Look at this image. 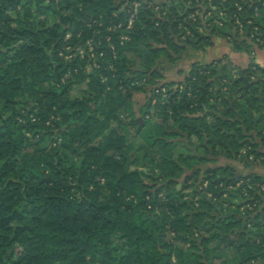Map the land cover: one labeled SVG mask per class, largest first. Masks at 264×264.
I'll return each mask as SVG.
<instances>
[{"label": "trees", "instance_id": "trees-1", "mask_svg": "<svg viewBox=\"0 0 264 264\" xmlns=\"http://www.w3.org/2000/svg\"><path fill=\"white\" fill-rule=\"evenodd\" d=\"M35 1L48 21H31ZM134 1L142 7L127 30ZM212 2L217 11L209 0H0V264H109L115 236L127 244L119 264L264 262V199L254 196V216L214 201L222 187L264 183L257 167H234L246 147L264 156V117L253 118L264 77L227 57L194 63L180 82L161 68L217 38L236 52L264 48V0ZM89 41L102 42L99 67L67 59V47ZM52 134L61 144L48 150Z\"/></svg>", "mask_w": 264, "mask_h": 264}, {"label": "rangeland", "instance_id": "rangeland-1", "mask_svg": "<svg viewBox=\"0 0 264 264\" xmlns=\"http://www.w3.org/2000/svg\"><path fill=\"white\" fill-rule=\"evenodd\" d=\"M212 1L213 0H209V3L211 6H213ZM132 3H134V2H132ZM29 7H31L32 13L36 17V19L33 18L31 21H33V22H38V21L46 22V21H48V18L43 17V16L40 18H37L38 14H37L36 1L34 3H32V5ZM213 8L215 10L216 9L218 10V8L215 6H213ZM191 14L189 16V19L194 20L195 18H193L191 16ZM197 14L201 15V11L197 10L196 16H197ZM223 15L225 16V14H223ZM197 17H199V16H197ZM99 33L100 32L98 31L97 34L99 35ZM108 40H109V38H108ZM101 43L98 44L95 41H89L87 43V47L89 50L88 49L86 50L83 48V49H76V51H74L75 49H73V48H71V46H69L65 50L66 52H68L67 59H71L72 56L73 57L74 56H80L81 58L86 57V59L92 58L93 59L92 63H94V66L99 67V65L96 61L97 60L96 45H101ZM232 52H236V51L232 50ZM236 53H241V55H242L241 60H244V61L240 62V63H242V64H240V66L246 67V68H249L252 66V70L256 72V75L254 76L255 77L254 81H257L258 78L264 77V48L262 50H253L252 49L249 52H236ZM127 54L132 59L134 65H135V68L136 69H142V66H143L142 57L140 55L132 53V52L127 53ZM213 56H218V49L217 48H214L209 53L208 59L210 57H213ZM163 61L166 63L161 65V68L164 69V72H166L165 70L167 67L166 66L167 60L164 59ZM170 65L171 64H169V66ZM175 68H177L175 70L176 71L178 70V74L182 76L184 70H181V68H183V66L180 65V63L178 62V64L175 65ZM236 75L237 74L235 71L234 76H236ZM86 89H87V87H86L85 83L75 84L71 90V97L73 99L82 97L84 95ZM262 91H263V93H262L261 99H260V105H262V106H260V107H263V109H262L261 113H259L256 109L253 111L254 112L253 118H256V119L260 118L261 115H262V117H264V89H262ZM55 132H57V131H55ZM55 139H59L58 143L56 142V144L54 143ZM43 143H44V146L47 147L48 150H50L52 147H58L61 144V139L58 138V135L52 134L51 136H46ZM143 143L144 142L141 138H137L135 141H133V144L136 148H138ZM262 147H264V146H262ZM182 150H183L182 146L179 145L176 149V155H178ZM251 151L252 150L249 147H246L241 151V153L244 157V161L235 162V164H234V167L237 169L238 173H243L245 175L248 172L255 170L254 169L255 167H257V170L259 172L264 173V156H259V158H258L257 156L253 155L252 153L249 155V153ZM64 152L65 151L62 150L61 154L64 155ZM139 155H141V153ZM247 156L249 157L248 160H247V158H248ZM225 163L227 164V162L225 161L224 158H219V161H216V165H219V166L224 165ZM214 164L215 163H213L211 165H214ZM194 184L195 183H193V181H192L191 183H189V186L186 188L184 193L187 195L186 196L187 198L192 197V193L195 190ZM258 184L259 183H257L256 185H258ZM256 185L251 184L249 181H241L236 186L222 187L223 191L221 192V194H222L221 197H215L212 193H208V198L215 197L214 201H217L226 210L225 212L227 214L228 213H236L238 211L242 212L243 207H245L246 209L248 208L247 204L249 203V200L253 199L254 196H256V195H260V194L264 193L263 190ZM263 185H264V183H263ZM204 186L206 188L207 184H205ZM181 187H182V185L179 186V188H181ZM164 194L165 193H163L162 196H164ZM197 233H198V231H197ZM166 239L168 241H172V239H174V235L171 233H168L166 236ZM180 245H182V244L180 243ZM126 252H127V244H126L125 240L121 239L120 237L115 236L113 238V243H112V247H111V256H110L109 264H119V258L122 255H124ZM216 263H219V262L216 261ZM257 264H264V262L258 260Z\"/></svg>", "mask_w": 264, "mask_h": 264}, {"label": "crops", "instance_id": "crops-1", "mask_svg": "<svg viewBox=\"0 0 264 264\" xmlns=\"http://www.w3.org/2000/svg\"><path fill=\"white\" fill-rule=\"evenodd\" d=\"M153 2L154 4H163L166 3L168 0H148ZM217 48L218 49V56H213V57H209V53L214 49ZM232 47L230 46V44L226 41L223 40L222 38H217L215 40V43L211 46H207L204 50L202 51H196L194 49H187L181 56V59L179 61L180 65L183 66V68H181V70H184V74L181 76L178 74V70L176 71L175 66L170 65L169 63L166 64V81H182L185 77V74L187 72H189L192 64L199 62L202 64H208L211 63L213 61L222 59L224 57H227L228 60H230L231 62L240 65L242 63L241 60L242 59V55L241 53H236V52H232ZM255 58V57H254ZM177 75V76H176ZM145 100L143 96H140L138 98V100H136V103H138L137 105H135L136 110H140L142 105L144 104Z\"/></svg>", "mask_w": 264, "mask_h": 264}, {"label": "built area", "instance_id": "built-area-1", "mask_svg": "<svg viewBox=\"0 0 264 264\" xmlns=\"http://www.w3.org/2000/svg\"><path fill=\"white\" fill-rule=\"evenodd\" d=\"M142 7V4L138 1H134V3H130V6H129V9H128V12H129V20H128V26H127V30H131L133 27H134V23L138 17V12H139V9ZM213 11H217V9L215 10L213 8ZM197 12V11H196ZM196 12L195 14L192 13L191 16L193 18H195L194 20L197 19V16H200L197 14L196 16ZM224 13L223 12H219V15L220 17H225L223 15ZM211 13L208 14V16H210ZM206 16V18L208 17ZM218 24L221 25V22H217ZM250 23V22H249ZM237 24L239 25V27L243 30L244 28V25L243 23H241V21H237ZM122 25L119 26V28H121ZM127 37H122V40H126ZM109 41H110V38H109ZM156 93H161L163 95V97L166 99L168 97V89L167 88H159L158 90H156ZM258 186L259 188H261L264 192V185L263 184H258L256 185ZM260 196L262 197V199H264V193L260 194ZM248 205V208L246 209L245 207L242 208V214L243 215H256L260 210L261 208H259V200L256 199L255 197L251 200H249V203L247 204ZM249 227L251 228L252 226L249 225Z\"/></svg>", "mask_w": 264, "mask_h": 264}, {"label": "water", "instance_id": "water-1", "mask_svg": "<svg viewBox=\"0 0 264 264\" xmlns=\"http://www.w3.org/2000/svg\"><path fill=\"white\" fill-rule=\"evenodd\" d=\"M139 122H141V123H142V125H143V121H142V119H140V120H139ZM140 128H141V127H140Z\"/></svg>", "mask_w": 264, "mask_h": 264}]
</instances>
